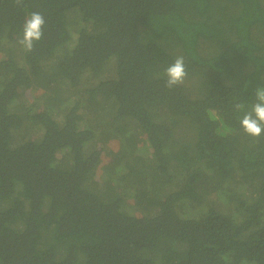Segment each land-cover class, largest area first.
Segmentation results:
<instances>
[{"label": "trees", "instance_id": "1", "mask_svg": "<svg viewBox=\"0 0 264 264\" xmlns=\"http://www.w3.org/2000/svg\"><path fill=\"white\" fill-rule=\"evenodd\" d=\"M261 85L264 0H0V264H264Z\"/></svg>", "mask_w": 264, "mask_h": 264}, {"label": "clouds", "instance_id": "2", "mask_svg": "<svg viewBox=\"0 0 264 264\" xmlns=\"http://www.w3.org/2000/svg\"><path fill=\"white\" fill-rule=\"evenodd\" d=\"M16 4H23V0H15ZM45 18L40 12L29 13L22 24V36L18 44L27 53L34 51L36 43L42 40L44 36ZM167 77L165 87L173 89L183 85L187 78L184 57L179 56L175 61L165 69ZM254 102H252L249 111H244L240 119V125L245 134L259 138L264 135V85L258 86L254 91ZM234 109L242 111L245 109L243 101L234 104Z\"/></svg>", "mask_w": 264, "mask_h": 264}, {"label": "rangeland", "instance_id": "3", "mask_svg": "<svg viewBox=\"0 0 264 264\" xmlns=\"http://www.w3.org/2000/svg\"><path fill=\"white\" fill-rule=\"evenodd\" d=\"M79 15H80V11H79V8H77V7H75V8H72V9H69V10H67V12H66V16H65V21H66V25L67 26H70V27H79L80 26V20H79ZM73 44H74V42H73ZM73 44L71 43V44H69L68 45V48L71 50L72 49V47H73ZM69 50V51H70ZM64 50L62 51V54L64 55ZM67 53V52H66ZM110 61V60H109ZM108 63H107V65L105 64V66L103 67V69L100 71V72H98V73H93V72H90V71H88V70H86V72L87 73H90V75H89V77H91L92 79L91 80H88V82L89 83H91L92 81L94 82V81H96V82H98V81H100V80H102L103 78H104V76H106V74H107V71H106V68L108 67ZM113 72H114V69L113 68H109V73H111V74H113ZM86 76H87V74H86ZM86 76L85 77H83V79L81 80V82H83V81H85L86 80ZM65 94H68L67 96L69 97L68 98V100L67 101H65L64 103H61L59 106L62 108V109H64L65 107H67L68 105L70 106V105H73V102H74V97H72V94H70L69 92H68V87H67V85L64 83L63 84V90H62ZM78 93H79V91L77 92V98H80V96L78 95ZM28 95L29 94V91L27 90L26 92H25V94L24 95ZM39 99H42L43 100V98H39ZM37 102H38V99L36 100ZM44 101V100H43ZM59 110V112H60V108L58 109ZM83 111H85V109H84V107H83V109H82ZM86 112V111H85ZM58 119H61V115L59 114V116H58ZM28 128V127H27ZM13 136H14V139H16V137L18 136V130H15L14 132H13ZM18 143V141H16V142H14L13 140H12V145H16ZM223 208L225 209V211H228V209H230V207H228L227 206V208L225 207V206H223Z\"/></svg>", "mask_w": 264, "mask_h": 264}]
</instances>
